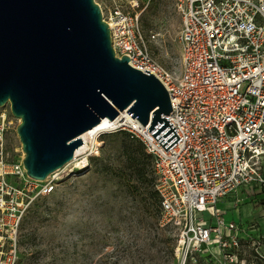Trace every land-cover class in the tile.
Masks as SVG:
<instances>
[{
  "label": "built area",
  "instance_id": "1",
  "mask_svg": "<svg viewBox=\"0 0 264 264\" xmlns=\"http://www.w3.org/2000/svg\"><path fill=\"white\" fill-rule=\"evenodd\" d=\"M175 1L182 18L178 72L153 57L138 13L116 7L104 19L116 57H129L168 91L167 118L181 141L168 152L178 139L164 138L170 127L156 139L161 126L150 133L151 125L131 116L114 129L152 158L161 214L182 254L178 264H264V0ZM21 123L10 103L0 108V264H19L25 216L56 190V175L35 181L19 162L26 159ZM240 196L251 220L241 217ZM227 200L237 219L224 211Z\"/></svg>",
  "mask_w": 264,
  "mask_h": 264
},
{
  "label": "water",
  "instance_id": "2",
  "mask_svg": "<svg viewBox=\"0 0 264 264\" xmlns=\"http://www.w3.org/2000/svg\"><path fill=\"white\" fill-rule=\"evenodd\" d=\"M146 73L116 57L96 0H0V108L10 103L22 122L31 179L43 182L74 161L82 135L123 112L150 133L161 126L156 139L170 127L164 138L178 139L166 151L178 144L168 91Z\"/></svg>",
  "mask_w": 264,
  "mask_h": 264
},
{
  "label": "rangeland",
  "instance_id": "3",
  "mask_svg": "<svg viewBox=\"0 0 264 264\" xmlns=\"http://www.w3.org/2000/svg\"><path fill=\"white\" fill-rule=\"evenodd\" d=\"M96 2L108 19L116 7L138 13L153 57L164 68L179 71L182 18L175 0ZM127 134L121 128L100 134L98 145L91 142L94 151L86 168L78 170L70 162L57 171L56 190L36 199L25 216L19 264L182 263L176 233L129 161ZM231 202L222 205L224 211H232ZM237 202L242 214L250 213L242 196Z\"/></svg>",
  "mask_w": 264,
  "mask_h": 264
},
{
  "label": "trees",
  "instance_id": "4",
  "mask_svg": "<svg viewBox=\"0 0 264 264\" xmlns=\"http://www.w3.org/2000/svg\"><path fill=\"white\" fill-rule=\"evenodd\" d=\"M128 145L130 148L129 161L131 165L138 170V175L144 178L150 200L160 208V199L156 189V177L152 167V158L146 153L144 146L140 142L132 140L130 136Z\"/></svg>",
  "mask_w": 264,
  "mask_h": 264
},
{
  "label": "bare ground",
  "instance_id": "5",
  "mask_svg": "<svg viewBox=\"0 0 264 264\" xmlns=\"http://www.w3.org/2000/svg\"><path fill=\"white\" fill-rule=\"evenodd\" d=\"M122 121L132 122V118L130 117V115L127 112H123V113L120 114L118 119H116L114 121H111L109 118H104V119L101 120V122H100V124L98 126H96L95 128L89 130L88 132L84 133L82 135V139L84 141V145L76 151L75 159H74V161H72L71 164L75 163L76 168L78 170H82V169L86 168V166L89 163L88 154L91 151H94V150L90 151L92 140H94L95 144L98 145L97 137L100 134L105 133L108 130L117 128L119 123L122 122ZM24 160H25V156H22L19 159V162L21 164H23ZM54 175H56L58 177V172H56ZM57 181H59V180H57ZM245 209H247V208H245ZM247 214H245V215H247Z\"/></svg>",
  "mask_w": 264,
  "mask_h": 264
},
{
  "label": "crops",
  "instance_id": "6",
  "mask_svg": "<svg viewBox=\"0 0 264 264\" xmlns=\"http://www.w3.org/2000/svg\"><path fill=\"white\" fill-rule=\"evenodd\" d=\"M224 204V203H223ZM230 206V205H229ZM233 206V205H232ZM223 208H224V206H223ZM224 210H225V208H224ZM242 211V210H241ZM249 212H250V209H249ZM228 214H229V216H232L233 218H238L239 217V215L237 214V213H234V212H228ZM241 214V217L244 219V220H251L252 219V217L250 216V213L249 214H247V215H245V214H242V213H240ZM260 222H263L262 221V219H260Z\"/></svg>",
  "mask_w": 264,
  "mask_h": 264
}]
</instances>
